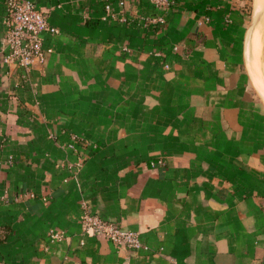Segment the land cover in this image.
I'll return each mask as SVG.
<instances>
[{
	"label": "crops",
	"instance_id": "obj_1",
	"mask_svg": "<svg viewBox=\"0 0 264 264\" xmlns=\"http://www.w3.org/2000/svg\"><path fill=\"white\" fill-rule=\"evenodd\" d=\"M32 1L58 32L14 86L0 0V264H264L263 20L244 56L255 0H133L161 30L102 19V0ZM19 189L38 196L15 202ZM83 205L147 249L84 230Z\"/></svg>",
	"mask_w": 264,
	"mask_h": 264
},
{
	"label": "built area",
	"instance_id": "obj_2",
	"mask_svg": "<svg viewBox=\"0 0 264 264\" xmlns=\"http://www.w3.org/2000/svg\"><path fill=\"white\" fill-rule=\"evenodd\" d=\"M156 10H161L174 3V0H150ZM4 36L1 55L8 72L18 71L17 82L14 86L24 83L29 78V71L32 67L41 65L44 62L48 49L43 46V33L56 34L58 29L49 25L48 15L41 11L32 0H4ZM133 0H116L115 5L110 0H102V19L119 21L124 24H137L145 28L161 30L166 25L165 17L160 13L139 15L132 11ZM167 66V65H165ZM77 135H71L68 147L77 148L80 145ZM152 166L163 164L162 160L151 162ZM78 164L69 165L70 168H77ZM36 192L30 189H19L11 199L15 202L36 198ZM43 201L47 200L46 195L40 196ZM10 200L6 189L0 191V203ZM81 223L82 228L101 235L113 242L117 247L130 250L147 249L141 241L139 233L130 229H123L117 223L106 220L100 215L91 212L83 205ZM51 239L60 240L63 233L54 232L50 234Z\"/></svg>",
	"mask_w": 264,
	"mask_h": 264
},
{
	"label": "bare ground",
	"instance_id": "obj_3",
	"mask_svg": "<svg viewBox=\"0 0 264 264\" xmlns=\"http://www.w3.org/2000/svg\"><path fill=\"white\" fill-rule=\"evenodd\" d=\"M256 1L255 0V3H254V9H253V14L254 16L256 17V21L254 22L253 26L251 27V30L248 34V39H247V43H246V47L248 48V44H249V40H250V37H251V33L254 29V27H256L258 24H259V19L263 16V13H264V9L262 10L261 14H260V11L258 10L256 13H255V8H256ZM263 98V97H262ZM264 99V98H263Z\"/></svg>",
	"mask_w": 264,
	"mask_h": 264
},
{
	"label": "water",
	"instance_id": "obj_4",
	"mask_svg": "<svg viewBox=\"0 0 264 264\" xmlns=\"http://www.w3.org/2000/svg\"><path fill=\"white\" fill-rule=\"evenodd\" d=\"M256 21V17L254 16V14H251L248 26L246 28L245 31V35H244V56H245V63H246V55H245V51H246V43H247V39H248V34L251 30V27L253 26L254 22Z\"/></svg>",
	"mask_w": 264,
	"mask_h": 264
},
{
	"label": "rangeland",
	"instance_id": "obj_5",
	"mask_svg": "<svg viewBox=\"0 0 264 264\" xmlns=\"http://www.w3.org/2000/svg\"><path fill=\"white\" fill-rule=\"evenodd\" d=\"M252 8H253V7L250 6V9H249L250 17H251V14H252ZM263 9H264V8H263ZM262 17H263V16H262ZM262 17L259 19V20H260L259 23H260L262 20L264 21V18H262ZM249 20H250V18H249ZM263 47H264V45L261 44V46H260L259 48L262 49Z\"/></svg>",
	"mask_w": 264,
	"mask_h": 264
}]
</instances>
